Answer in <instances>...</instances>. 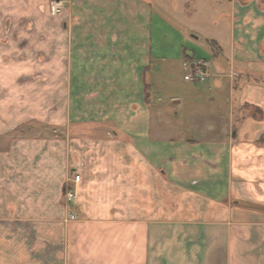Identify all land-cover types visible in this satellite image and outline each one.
<instances>
[{"label": "crops", "instance_id": "obj_1", "mask_svg": "<svg viewBox=\"0 0 264 264\" xmlns=\"http://www.w3.org/2000/svg\"><path fill=\"white\" fill-rule=\"evenodd\" d=\"M25 1L0 0V10ZM183 4L185 18L211 24L226 43L180 32L174 54L190 82L171 107L156 108L145 90L152 50L134 66L133 35L116 17H97L92 33L81 20V51L68 65L32 64L25 51L6 61L0 30V264H264V0ZM86 48L99 55L86 59ZM185 50L203 80L190 77ZM117 51L118 62L100 60ZM73 98L91 99L92 118L82 114L98 121L91 131L72 141L69 130L14 132L52 122L43 105H61L68 122Z\"/></svg>", "mask_w": 264, "mask_h": 264}, {"label": "rangeland", "instance_id": "obj_2", "mask_svg": "<svg viewBox=\"0 0 264 264\" xmlns=\"http://www.w3.org/2000/svg\"><path fill=\"white\" fill-rule=\"evenodd\" d=\"M27 1L19 9H10L7 6L2 7L3 11L0 10L3 13L0 26L2 28L0 30L5 33L4 40H2V48L6 50V56L4 57L6 61L11 59L14 52L25 51L22 56H27L26 62L30 60L32 64H49L51 61L52 64L68 65L74 60L75 55L81 51L79 48L80 44L75 36V34L80 32L78 30L80 26L78 25L83 23L81 20L84 19L85 31L92 33L97 31L95 24L92 23L95 22L97 17L99 19L100 17L108 19H115L116 17L120 21H117V25L121 26L120 24H123V22L126 23L122 25L125 30L122 31V28L117 29V33L120 34L122 31L133 35L131 45L133 47V56H135V60L132 63L134 66L140 65L141 61L142 64L143 62L146 63L144 58L146 49L150 48L152 50V57H149L150 70L148 71L147 69V73H143V75H145L147 82L152 84V97L159 104L156 108H160V105L171 107L174 105V97H183L188 94L187 87L190 81L187 78L184 62L174 54L180 43L181 38L179 35L181 31L187 30L190 35L196 37L201 34L209 39L217 36L222 39L221 42L226 43L221 34L217 35L214 33L215 30L211 24L198 21V19L189 20L187 17L185 18L183 12L185 6L183 3L186 0H65L64 10L55 17L50 16L47 10L50 2L56 0H30L31 6H28ZM130 2L131 4H129ZM141 3L144 5L142 6ZM145 3H152L153 7H149V4ZM170 6H174V8L170 10ZM129 7H131L130 11ZM148 7L150 11H153L152 15L149 14L151 20L146 19V14L142 13L143 9L146 10ZM124 12H126V16ZM113 26L109 23L104 29L108 30L109 27L112 28ZM102 31V35H105L106 31ZM189 34H187V37L192 40L193 38ZM121 42L124 43L123 40ZM88 43H96L95 49H98L100 45L106 48L105 41L97 42V40H92ZM210 45L216 48L211 43ZM84 51L88 60L89 58L92 59L93 56L97 57L99 55L95 51L91 55L92 51L87 48ZM185 51L187 52V50ZM187 54L193 60L191 63H185L192 65V68L194 67L192 72L196 76L195 71L198 68L196 65L199 67L201 65L200 63H194V54L192 52H187ZM119 56L117 51L110 56H101L100 60L102 62L105 61L104 64H111L114 60L118 62ZM197 76L198 79L202 80L203 74H197ZM192 83H197L198 86L206 84L210 86V80ZM84 91H93V88H86ZM79 101L83 103V100L73 98L75 105H72L74 106L73 110L68 114V122L65 121L64 114L62 117L58 115L61 105H43L39 106V109L36 106H31V108H37L38 111L42 110L40 109L41 107L44 108L43 112L50 110L53 113L52 122L46 120L22 122L20 126L14 129V132L23 135L34 129L37 131L52 130V137L57 138L63 132L69 130V140H75L81 136V131H91L98 123V121L90 119L84 121L85 115H82L85 112L89 118H92L90 115L93 110V105L90 103L91 99L85 100L84 105L78 107L77 103ZM80 107L84 110L82 111ZM45 109L47 110L45 111ZM78 115H80L81 120H78ZM46 118L49 120L48 117ZM59 118L63 119V123L60 120H54ZM172 119H174V115L171 111ZM107 128L112 131L114 127L109 125ZM76 132L78 133L76 134ZM36 134H39V132H36Z\"/></svg>", "mask_w": 264, "mask_h": 264}, {"label": "built area", "instance_id": "obj_3", "mask_svg": "<svg viewBox=\"0 0 264 264\" xmlns=\"http://www.w3.org/2000/svg\"><path fill=\"white\" fill-rule=\"evenodd\" d=\"M65 8V0H56V1H53L51 3V7H50V12H51V15L53 16H56L58 15L59 13H61ZM187 65V63H186ZM198 68L196 69L195 71V74L197 76L200 75V74H203L202 76V80L205 78V74L206 72L204 70H202L199 66H197ZM194 76L193 72L190 73V77L192 79L196 78L198 79V76L196 77ZM74 180L76 182H79L81 180V176L79 174H76L75 177H74ZM65 198H66V202L68 204H70L72 202V200L75 198V192L74 190L71 188V187H68L65 191Z\"/></svg>", "mask_w": 264, "mask_h": 264}, {"label": "trees", "instance_id": "obj_4", "mask_svg": "<svg viewBox=\"0 0 264 264\" xmlns=\"http://www.w3.org/2000/svg\"><path fill=\"white\" fill-rule=\"evenodd\" d=\"M211 44L217 47V43L215 41H212ZM184 60H185V62H192L193 58L188 56L187 52L184 51ZM148 69L150 70V65H149ZM144 85H145L146 92H149V89H151V86H152L151 82L146 83ZM147 95H149V94L147 93Z\"/></svg>", "mask_w": 264, "mask_h": 264}]
</instances>
